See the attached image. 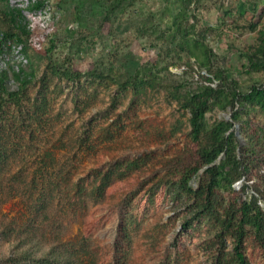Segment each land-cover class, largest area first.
Listing matches in <instances>:
<instances>
[{
  "label": "rangeland",
  "instance_id": "obj_1",
  "mask_svg": "<svg viewBox=\"0 0 264 264\" xmlns=\"http://www.w3.org/2000/svg\"><path fill=\"white\" fill-rule=\"evenodd\" d=\"M0 9L15 13L20 35L0 51L4 83L15 90L28 81L21 106L6 103L0 112L9 155L0 175V264L29 237L42 245L77 240L80 213L64 198L55 195L48 216L31 208L47 182L127 160L138 168L86 199L95 263L208 264L199 245H176L173 208L147 195L158 193L180 159L191 160L181 158L191 131L182 103L196 92L208 97L201 122L209 136H226L214 161L218 194L225 200L243 184V196L251 194L248 171L232 156L242 148L264 158V0H0ZM51 65L81 76L52 75ZM39 105L40 126L25 130L21 121ZM39 166L44 179L29 186ZM238 171L244 174L233 179ZM249 258L264 264L259 253Z\"/></svg>",
  "mask_w": 264,
  "mask_h": 264
},
{
  "label": "trees",
  "instance_id": "obj_2",
  "mask_svg": "<svg viewBox=\"0 0 264 264\" xmlns=\"http://www.w3.org/2000/svg\"><path fill=\"white\" fill-rule=\"evenodd\" d=\"M15 17L12 10L0 9V51L7 40L15 36L20 38L14 31ZM50 72L68 80L81 76L79 70L59 68L56 65L50 66ZM4 78V74L0 72V112L6 103L20 107L28 84L25 81L17 89L8 90ZM207 102L208 97L203 92H196L182 103L190 112L191 131L190 138L184 143L181 158L188 157L191 160L187 162L180 159L173 165L167 172V178L159 184L158 193L154 195L149 192L147 198L154 203L169 204L173 208L180 221L174 239L176 245H199L208 264H253L249 253L256 252L264 258V158L256 154L254 157L252 151L244 152L242 148L239 149V155L232 156L238 169L248 171L246 180L251 181L247 185L251 188V194L243 196V184L240 190L229 188L226 199L223 200L216 190L220 171L214 161L224 151L226 136L216 132H211L209 136L210 131L204 128L201 120L207 110ZM40 111L41 106H35L32 115L21 121L25 130L30 131L33 124L39 125ZM47 155L44 158H48ZM8 159L5 143L0 138V175L5 170ZM138 166L135 160H127L117 163L115 169L109 171L88 173L80 177L63 175L60 181L69 180L68 184L63 181V186L59 183L55 185L53 181L47 182L45 191H41L34 199L31 208L44 216L53 206L55 195L64 198L67 201L65 207L75 206L80 213L75 238L77 240L57 238L48 245H42L30 237L23 239L22 244L15 248L14 256H9L8 264H18L21 260L39 264H96L89 251L95 221L85 210L86 199L93 195L101 197L115 174L123 176ZM201 169L203 176L194 188L191 180ZM42 170L39 166L38 171L32 174L29 186L37 178L44 179ZM242 174V171H238L233 179L240 178ZM4 230L11 232L9 228ZM26 232L29 234L30 230L27 229Z\"/></svg>",
  "mask_w": 264,
  "mask_h": 264
}]
</instances>
